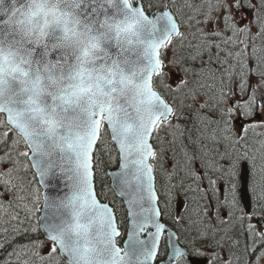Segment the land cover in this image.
Segmentation results:
<instances>
[{
    "label": "snow or ice",
    "instance_id": "6c2138e0",
    "mask_svg": "<svg viewBox=\"0 0 264 264\" xmlns=\"http://www.w3.org/2000/svg\"><path fill=\"white\" fill-rule=\"evenodd\" d=\"M59 3L0 0V264H264V0Z\"/></svg>",
    "mask_w": 264,
    "mask_h": 264
},
{
    "label": "clouds",
    "instance_id": "9594fccd",
    "mask_svg": "<svg viewBox=\"0 0 264 264\" xmlns=\"http://www.w3.org/2000/svg\"><path fill=\"white\" fill-rule=\"evenodd\" d=\"M49 2L56 6L58 9L63 10V5L59 3V0H49ZM7 3V0H6ZM24 5L26 6L28 3V0H23Z\"/></svg>",
    "mask_w": 264,
    "mask_h": 264
},
{
    "label": "water",
    "instance_id": "95a60500",
    "mask_svg": "<svg viewBox=\"0 0 264 264\" xmlns=\"http://www.w3.org/2000/svg\"><path fill=\"white\" fill-rule=\"evenodd\" d=\"M190 259H193V264H200V259L199 258H190Z\"/></svg>",
    "mask_w": 264,
    "mask_h": 264
},
{
    "label": "trees",
    "instance_id": "16d2710c",
    "mask_svg": "<svg viewBox=\"0 0 264 264\" xmlns=\"http://www.w3.org/2000/svg\"><path fill=\"white\" fill-rule=\"evenodd\" d=\"M237 183H238V186H239V181H237Z\"/></svg>",
    "mask_w": 264,
    "mask_h": 264
},
{
    "label": "rangeland",
    "instance_id": "374dc122",
    "mask_svg": "<svg viewBox=\"0 0 264 264\" xmlns=\"http://www.w3.org/2000/svg\"><path fill=\"white\" fill-rule=\"evenodd\" d=\"M175 203V202H174Z\"/></svg>",
    "mask_w": 264,
    "mask_h": 264
}]
</instances>
